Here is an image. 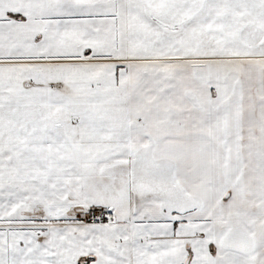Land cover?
Returning a JSON list of instances; mask_svg holds the SVG:
<instances>
[{"label":"snow or ice","instance_id":"obj_1","mask_svg":"<svg viewBox=\"0 0 264 264\" xmlns=\"http://www.w3.org/2000/svg\"><path fill=\"white\" fill-rule=\"evenodd\" d=\"M0 264H264V0H0Z\"/></svg>","mask_w":264,"mask_h":264}]
</instances>
